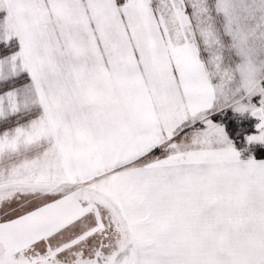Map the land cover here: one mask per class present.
Masks as SVG:
<instances>
[{
  "label": "snow or ice",
  "instance_id": "snow-or-ice-1",
  "mask_svg": "<svg viewBox=\"0 0 264 264\" xmlns=\"http://www.w3.org/2000/svg\"><path fill=\"white\" fill-rule=\"evenodd\" d=\"M0 264H264V0H0Z\"/></svg>",
  "mask_w": 264,
  "mask_h": 264
}]
</instances>
